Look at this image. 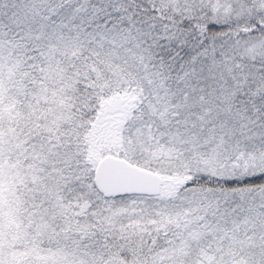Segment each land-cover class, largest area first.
Wrapping results in <instances>:
<instances>
[{"label":"snow or ice","instance_id":"6c2138e0","mask_svg":"<svg viewBox=\"0 0 264 264\" xmlns=\"http://www.w3.org/2000/svg\"><path fill=\"white\" fill-rule=\"evenodd\" d=\"M0 264H264V0H0Z\"/></svg>","mask_w":264,"mask_h":264}]
</instances>
